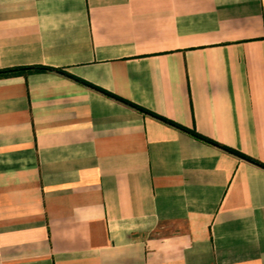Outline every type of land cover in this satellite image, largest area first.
Here are the masks:
<instances>
[{"label": "crops", "instance_id": "0c3cea01", "mask_svg": "<svg viewBox=\"0 0 264 264\" xmlns=\"http://www.w3.org/2000/svg\"><path fill=\"white\" fill-rule=\"evenodd\" d=\"M33 65L264 163V0H0V69ZM0 264H264V168L63 74L0 77Z\"/></svg>", "mask_w": 264, "mask_h": 264}, {"label": "trees", "instance_id": "16d2710c", "mask_svg": "<svg viewBox=\"0 0 264 264\" xmlns=\"http://www.w3.org/2000/svg\"><path fill=\"white\" fill-rule=\"evenodd\" d=\"M43 71H54V72H57V73H60V74H63L65 76H68L70 78H72L74 81L78 82V83H81L83 85H86L88 87H92L94 89H97L103 93H105L106 95L108 96H111V97H114L116 99H119L120 101L126 103L127 105H130L132 107H134L135 109L141 111V112H144V113H148V114H151L152 116L156 117L157 119L163 121L164 123L168 124V125H171V126H174L176 127L177 129L179 130H182L186 133H188L189 135H191L192 137L200 140V141H203L205 143H208V144H211V145H214L228 153H231L241 159H244L246 161H249L255 165H258L262 168H264V163L260 162L259 160L251 157V156H248L234 148H231L229 146H226V145H223V144H220L214 140H212L211 138H208L202 134H200L199 132H197L194 128H188V127H185L181 124H178L170 119H167L165 117H162L160 115H157L155 113H152L144 108H142L141 106H138L134 103H131L130 101H127L125 99H122L120 97H117L113 94H111L110 92L104 90V89H101V88H98L96 86H94L93 84L79 78V77H76V76H73L71 75L70 73H68L67 71H65L64 69H60V68H53V67H49V66H42V65H33V66H16V67H11V68H4V69H0V77H6V76H13V75H19V74H26V73H30V72H43Z\"/></svg>", "mask_w": 264, "mask_h": 264}]
</instances>
